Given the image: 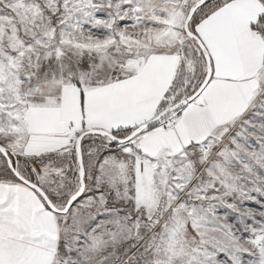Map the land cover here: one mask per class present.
Segmentation results:
<instances>
[{"label": "snow or ice", "instance_id": "1", "mask_svg": "<svg viewBox=\"0 0 264 264\" xmlns=\"http://www.w3.org/2000/svg\"><path fill=\"white\" fill-rule=\"evenodd\" d=\"M0 264H264V0H0Z\"/></svg>", "mask_w": 264, "mask_h": 264}]
</instances>
